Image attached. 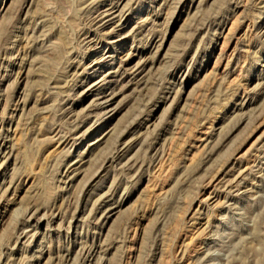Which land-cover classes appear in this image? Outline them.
<instances>
[{
    "label": "rangeland",
    "instance_id": "1",
    "mask_svg": "<svg viewBox=\"0 0 264 264\" xmlns=\"http://www.w3.org/2000/svg\"><path fill=\"white\" fill-rule=\"evenodd\" d=\"M0 264H264V0H0Z\"/></svg>",
    "mask_w": 264,
    "mask_h": 264
}]
</instances>
